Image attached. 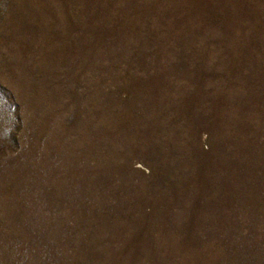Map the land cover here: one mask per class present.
Listing matches in <instances>:
<instances>
[{
	"label": "rangeland",
	"instance_id": "1",
	"mask_svg": "<svg viewBox=\"0 0 264 264\" xmlns=\"http://www.w3.org/2000/svg\"><path fill=\"white\" fill-rule=\"evenodd\" d=\"M0 264H264V0H0Z\"/></svg>",
	"mask_w": 264,
	"mask_h": 264
}]
</instances>
